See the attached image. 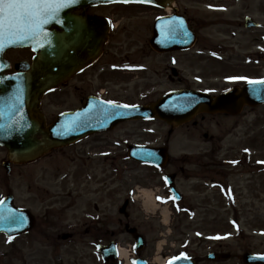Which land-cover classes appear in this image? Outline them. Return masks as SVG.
<instances>
[{
    "label": "rangeland",
    "instance_id": "1",
    "mask_svg": "<svg viewBox=\"0 0 264 264\" xmlns=\"http://www.w3.org/2000/svg\"><path fill=\"white\" fill-rule=\"evenodd\" d=\"M221 1L181 0L180 2L182 7H188V14L193 18L194 27L200 35L201 46H203L202 57L208 59L203 65L209 79L202 84L204 88L214 86L215 88L229 89L235 83V75L238 74L242 81L250 76L264 77V57L257 54L258 52L264 53V0H235L229 4L230 8L226 15L214 12ZM130 12L133 14L143 12L144 16H142V20H132L126 23V28L121 37L124 39V36H133L130 40L142 41L145 38L146 29L152 25V16L156 12L137 8ZM246 15L260 22L263 25L262 28L247 30L244 26ZM139 24L142 25V29L138 28ZM200 48L193 51L195 54L191 56L192 61L199 59L196 53L200 52L198 50ZM220 51H223V55H215ZM249 56L254 58L253 64L241 65L239 70L233 72L232 59L240 58L243 60ZM30 57L31 53L28 50H17L7 54V58L14 62L29 60ZM260 58L263 61L257 62ZM241 64L243 63L241 62ZM221 78L225 81H222ZM166 89L167 87L163 88V90ZM129 90L128 93L137 94L135 89L130 88ZM76 98L74 91H68L62 99L59 98L58 93L50 95L44 102L46 114L54 117L60 111L74 108L77 105ZM220 121L224 127L220 130V134H222L227 132L225 127H230L232 122L224 119H220ZM167 130V127L161 123L143 124V127L128 124L122 129V131L131 134H133L132 131H155L156 133L152 136L157 139L153 137L143 140L133 138L128 139V141L152 142L156 146L165 142ZM116 134L111 136L109 151H111L112 179L113 181L119 180V183L112 191L110 204L106 205V212L113 220L118 217V207L122 204V200L128 197L129 191L138 189L135 194L139 199L133 205V218L140 222H148L147 219L153 221V229L150 227L147 231L148 235H146L150 247H157L159 244L162 247H171L177 241L181 242H177L176 247H180V244L185 246L186 242H183L185 238L192 239L190 247H210L209 239H219L222 240V247H226L223 251L227 253L235 252L237 247H255L256 251L252 252L264 253V172L257 170L251 172V162L246 160L245 165H239L235 168L232 166L225 167L224 171L232 172L234 169L229 179L224 180L225 184L229 183L232 192L229 191V196L224 198L220 195H217L218 197L215 199L206 196L205 200L201 196L192 194L194 182H186V180L181 179L178 184L180 190L186 196L189 194V198L193 196L191 206L196 208L193 216H188L186 213H174L171 208H167L168 204H153V206L145 209L143 202L146 191L143 190H149L154 195L159 193L163 195L165 190L162 180L163 174L140 168L133 163L126 162L124 158H120L122 153L114 143V140H119V135ZM183 134L187 136L188 132L180 131L176 142L170 146L172 159L178 158L184 153H196L198 156H202L210 148L218 146L213 143L214 141L204 139L201 134H191L189 137L192 139H187ZM217 142L224 147L225 151L232 148L240 150L238 154L229 156L231 159L248 158L243 154L246 149L250 148H255L256 152L262 151L264 153V107L246 113L239 119L238 131H235L233 136L224 139L222 142L218 140ZM74 152L68 151L64 156L56 155L54 158L31 168H14L12 173L7 176L2 167L7 152L0 148V199L8 193H14L18 206L29 207L38 216V222L32 234L22 236L15 241H9L4 236H0V247L8 249L7 251H9V247H32L38 256L46 254L44 258L48 260L52 255L51 249H43V247H57L56 256L64 264H74L77 259L82 260L83 257L85 259L82 262L78 261L81 264L86 262L91 264L95 261L92 258L93 250L90 247L95 239L90 231L86 234V230L92 229V219L97 217L96 214L99 212L98 209H89L92 202L99 201V196H95V201L91 196H86L81 200L76 199L74 194L70 197L62 196L58 193H68L73 186L70 183L65 184L64 189H62L61 186L55 185L56 174L59 173L56 171L57 168H61L63 172L64 170L70 171L74 167L72 161L67 160V158H73ZM263 153L254 154L253 158L263 157ZM219 158H228V156H219ZM61 159L63 161L59 162ZM172 165L178 169L183 165V162H175L174 160ZM171 169L174 170V168ZM29 179L33 191L30 197L27 195ZM119 189L121 190L119 191ZM46 190L50 191L51 196L58 197V200L55 198L51 200L50 195L45 194ZM210 192L208 191L207 195H210ZM44 198H46L45 201ZM187 206L189 205L187 204ZM166 209L171 214L169 223L161 216L162 211ZM164 220L168 224L167 226L163 223ZM110 229L114 232L117 230V226L111 223ZM157 230L160 233L163 232L165 236L154 242L158 237ZM193 230L199 231L202 238L198 239ZM65 234H75L76 239L65 241L62 239ZM183 234L184 237H182ZM119 243L121 247H131L132 241L128 235L123 234L119 237ZM126 249L129 250V248ZM23 253L27 255L28 249L24 248Z\"/></svg>",
    "mask_w": 264,
    "mask_h": 264
},
{
    "label": "flooded vegetation",
    "instance_id": "2",
    "mask_svg": "<svg viewBox=\"0 0 264 264\" xmlns=\"http://www.w3.org/2000/svg\"><path fill=\"white\" fill-rule=\"evenodd\" d=\"M234 1L235 0H222L221 3L217 5L218 7L214 9V12L221 13L220 15H226L227 10L230 8L229 4ZM180 2L181 0H176L173 9L170 11L143 6L123 5L101 6L87 10V15L101 17L109 21V42L104 49L103 55L96 63L85 68L81 73L58 88L57 91L60 99H62L68 91H74L77 97V105L74 108L65 109L58 114L65 111H77L81 109L89 97L99 98L117 105H135L148 104L152 102L153 99L157 100V97L160 95L158 94L159 91L163 90L165 87H167V89L164 93L186 90H210L217 92L218 88L214 86L210 88H204L202 86V83L207 81L206 71L203 67L206 59L202 57L201 50L203 46H201V41L197 34L196 44L190 51L157 53L150 46V40L154 35L155 24L164 17L170 16L173 18L178 16L182 19L184 18L183 20L191 30H196L193 18L188 14V7H182ZM135 8L148 9L152 12H156L152 16V25L146 29V35L142 41L130 40L133 36H124V39L121 37L126 28V23L132 20H142V16H144L143 12L140 14H133L130 12ZM79 13L81 14V12ZM138 28L142 29L143 27L139 24ZM197 48H200V52L196 53L199 59H194V61H192L193 59H191V56L195 54L193 53V49ZM204 50L206 49L204 48ZM248 60L250 59L247 58L243 62L240 58H233V68H235L233 72L239 70L241 65L247 66ZM259 60L261 61L262 59L260 58ZM24 61L31 63L32 58ZM241 61L243 64H241ZM130 88L135 89L137 94L132 95L128 93ZM219 117L232 122L230 127H225L227 132L222 134H220V130L224 127ZM143 123L144 122H133L121 124L111 133L90 136L74 147L53 151L36 163L25 166V168H31L46 160L54 158L56 155L64 156L68 151H75L73 153V158H67V160L72 161L74 167H72L70 171L64 170L63 172L61 168H57L56 171L59 173L56 174L57 180H55V185L61 186V188L64 189L65 184L68 185L70 183L73 186V193L77 197L76 199L79 200L85 198V195L88 193L94 201L95 196H99V201L92 202L89 208L90 210L98 209L99 212L96 214L97 217L92 219V229L86 230V234L90 231L95 239L90 245L93 250L92 258L95 260L91 262V264H113L104 261L99 251L103 247H108L110 243L114 241L112 238H114L116 240L115 243L119 245V237L123 234L128 235L127 226H129L130 229H137L138 233L140 232L142 234H148L147 231L150 227L153 229L152 221L140 222L133 218V205L135 204L133 191H130L128 197L123 200L124 203L127 201L129 202L127 207L128 214L126 216L121 214L119 208L118 217L114 220L109 213L106 212V205L111 202L112 191L115 190L116 184L119 183L118 180L115 181L114 184H111V182H113L111 177L112 164L110 157L107 156L111 146V136L119 133V141L116 143L118 144V149L121 151L123 158L127 159L128 139L137 138L143 140L149 137L155 138L151 135L153 132L150 134L147 131H132L133 134H131L122 131L128 124L143 127ZM213 123H215V125H212ZM238 128V117L201 115L189 125L179 128L172 133L170 129H168L166 142L172 140L179 131L183 130L184 132V129L188 132V137L194 133L201 134L210 141H222L229 137V135L233 136L234 132L238 131ZM144 144L145 143L140 141L135 142L133 145ZM147 145L151 144L147 143ZM235 154H238L237 149L223 152V149L218 146L210 148L203 154V157L175 159V162H183V165L178 169L176 166H170V168H174L172 174L175 176V179L173 183L181 179L186 180V182H194L193 195L196 194L201 196L203 200L206 199V196L215 199V197H217L216 194H219L218 190H221L223 187V180L229 179L232 175L231 172L224 171L225 163L219 156H231ZM245 160L248 161V159ZM62 161L63 159L59 160V162ZM132 163L138 167L151 168L158 172L152 166L133 161ZM183 166H188V169H185ZM260 169L261 165H257L255 161L251 164V172ZM30 181L29 179V184L27 186V195L29 197L33 194ZM95 186H97V189H95ZM119 186L122 187L121 184H119ZM120 190L121 189H119V191ZM209 190H211V194L207 195ZM45 194L50 195V191L46 190ZM58 194L62 196L66 194L67 196L72 195V193L68 194L65 192ZM192 197L193 196L187 199L186 204H192ZM49 198L52 200L53 196L50 195ZM45 199L46 198H44V201ZM55 199L58 200V197H55ZM164 199L170 201L171 204L173 202L174 196L171 194L169 188L165 191ZM186 204L183 207L186 213H193L196 211V208L187 206ZM172 207L175 208L173 204ZM111 223L117 226V230L114 232L110 229ZM33 231L27 236L32 234ZM157 235L158 237L154 242L164 236L163 232L160 233L158 230ZM182 237H184V234ZM68 239H76L75 234H70ZM184 241H187L189 246L192 243L189 238H185ZM177 242L180 243L181 241ZM177 242L172 244L171 247L162 248L130 247V258L128 261L125 262L119 259L114 264H167L178 258H183V260L178 261L176 264H264V261L251 257V255L255 257L264 256V254L252 252L256 251L255 247H237L235 252L227 253L223 251L226 247H222V244L218 241H216L215 244L212 243L210 247H175ZM24 248L29 251L27 255L23 253ZM48 248L51 249L52 254L49 260L44 258L46 254L38 256L36 251H33L32 247H9V251L4 247H0V264H64L63 261L56 256L58 248L43 247V249ZM116 248L122 249V247ZM84 259L85 257H83L82 260L77 259L74 264H81L80 262ZM85 264L89 263L86 262Z\"/></svg>",
    "mask_w": 264,
    "mask_h": 264
},
{
    "label": "water",
    "instance_id": "3",
    "mask_svg": "<svg viewBox=\"0 0 264 264\" xmlns=\"http://www.w3.org/2000/svg\"><path fill=\"white\" fill-rule=\"evenodd\" d=\"M173 1L149 0L145 4L166 8L171 6ZM66 2L68 6L62 8L56 17L44 25L45 35L38 41L29 40L17 45H8L0 51V146L8 150L10 162L24 164L38 155L48 153L53 148L77 142L80 134L84 132L104 131L113 125L112 123L119 121L158 118L174 128L200 113L231 112L235 104L239 105L237 108H241L243 104L255 106L264 103V84L254 83L249 84L239 93L232 91L218 98L202 93H175L146 108L102 107L95 114L89 112V126L86 130L75 126L76 122L73 120L75 114H67L51 127H47L40 109L41 99L45 94L53 91L71 70L75 71L81 66L78 62L82 54L90 57L93 56L89 54H97L100 42H104L103 38L107 36V31L101 22H94L93 19L91 28L95 33L85 31L84 19L74 12L92 5L123 2V0H66ZM127 3L139 2L128 0ZM171 27V31L167 33L172 38L170 39L172 48L177 46L182 38L193 40L178 22H174ZM81 43L85 44L84 48ZM28 47L36 53L31 71L5 76L4 73L10 65L4 60V52L8 49ZM16 69L19 70V67ZM27 69V67L21 68V70ZM91 108L90 105L82 111L81 116L88 118V111ZM39 135L42 137L41 140L38 138ZM138 152L142 154L138 155L139 160L165 163L166 150H161L159 157L156 156L158 151ZM6 166L8 167L9 163ZM9 210L17 215L22 213L25 222L16 225L11 221L0 220V232L8 237L24 234L32 225L28 220V213L15 208L12 198L0 204V217H7Z\"/></svg>",
    "mask_w": 264,
    "mask_h": 264
},
{
    "label": "snow or ice",
    "instance_id": "4",
    "mask_svg": "<svg viewBox=\"0 0 264 264\" xmlns=\"http://www.w3.org/2000/svg\"><path fill=\"white\" fill-rule=\"evenodd\" d=\"M123 2L127 3L128 0ZM136 2L146 3L149 0ZM67 6L66 0H0V51L8 45H17L29 40L38 41L45 35L44 25ZM249 83L264 84V81ZM0 220L11 221L16 225L25 222L22 213L17 215L11 210L7 217H0Z\"/></svg>",
    "mask_w": 264,
    "mask_h": 264
},
{
    "label": "bare ground",
    "instance_id": "5",
    "mask_svg": "<svg viewBox=\"0 0 264 264\" xmlns=\"http://www.w3.org/2000/svg\"><path fill=\"white\" fill-rule=\"evenodd\" d=\"M145 195L146 196H145L144 206L145 207L153 206L154 196H152L151 193L149 192H146ZM121 257L123 259H127L126 251H121Z\"/></svg>",
    "mask_w": 264,
    "mask_h": 264
}]
</instances>
